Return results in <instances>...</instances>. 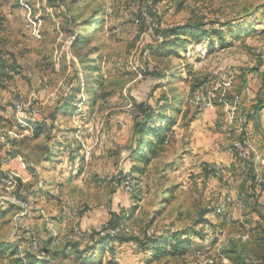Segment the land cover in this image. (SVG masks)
<instances>
[{
  "label": "rangeland",
  "instance_id": "1",
  "mask_svg": "<svg viewBox=\"0 0 264 264\" xmlns=\"http://www.w3.org/2000/svg\"><path fill=\"white\" fill-rule=\"evenodd\" d=\"M0 13V46L16 68L0 87L5 106L1 112L13 122L3 128L6 135H0V166L26 183L0 184V207L7 211L0 218V240H18L20 250L40 256L45 264H88L75 250L95 240V230L109 226L114 211L126 210L127 219L117 225L127 220V232L143 236L146 228L151 234L193 227L204 212L221 204L224 221L213 209L205 213L211 222L203 226L206 236L201 240L193 235L185 256L147 259L135 240L116 241L99 255L97 264H208L210 258L213 264H229L220 248L249 240L246 231L250 233L256 218L250 209L256 197L239 191L242 176L237 167L240 163L243 168L253 152L255 181L264 175V155L252 146L245 129L246 112L264 96V0H0ZM95 19L101 26L90 25ZM186 21L224 30L253 26L211 49L205 37L200 43L188 41L179 48L180 55L155 49L163 27ZM72 30L87 35V41H74ZM80 58L98 66L99 75L92 72L98 85L97 79L85 76ZM90 85L107 92L93 105L86 103L85 88ZM195 90L208 95L207 108H213L189 104L188 95ZM162 93L179 107L167 142L144 172L132 174L130 189L117 185L121 179L117 188L122 159L133 144L137 102H154ZM70 94V112H63ZM29 120L49 126L48 137L42 134L20 143L25 158L9 155L13 145L8 138L19 140L30 133V128H21ZM26 163L34 166L35 174L27 171ZM6 164L15 172L17 167L22 170L16 174ZM39 184L40 190L47 189V197H39ZM18 193L27 195L26 200L20 198L27 202L20 219L15 216L21 208L11 206ZM258 200L264 202L263 192ZM32 233L36 244H31ZM214 235L216 242L210 244ZM199 244L203 248L197 253ZM43 248L58 252L50 257ZM247 249L258 251L251 241ZM0 264H9L8 258H0Z\"/></svg>",
  "mask_w": 264,
  "mask_h": 264
},
{
  "label": "trees",
  "instance_id": "2",
  "mask_svg": "<svg viewBox=\"0 0 264 264\" xmlns=\"http://www.w3.org/2000/svg\"><path fill=\"white\" fill-rule=\"evenodd\" d=\"M49 2L51 0H48ZM2 15L0 13V30L2 29ZM95 26H101L100 20L95 19L92 20L91 24ZM253 24L250 26H242L237 24L236 26H229L227 30H224L222 27H204L203 22L198 21H186L181 24H170L166 27H163L162 34L163 39L159 42L158 46L155 48L162 54H170L173 53L175 55L179 54V48H184L185 44L188 41H193L195 43H200L202 38L205 37L207 40L206 47L207 49H211L216 46L217 43L220 45H225L226 39L233 37H240L241 35L247 33L252 30ZM74 34V41L86 42L87 35L81 34V32L72 30ZM5 53V54H4ZM6 51L2 46H0V87L3 79L12 78V71L16 70L15 64L13 62H8L6 58ZM76 55L79 56L78 52ZM83 58H80V62L83 64V68L85 69V75L89 79H97L92 74L93 71H96V75L98 73V66L91 61L85 62ZM175 75V74H174ZM174 75L168 76V78L172 79ZM165 78V79H168ZM164 79V77H163ZM95 81V80H94ZM96 85L100 82L98 79L96 80ZM200 82H196L193 84L198 85ZM160 82L156 86L161 85ZM264 87V83L262 84ZM93 85L86 86L85 91L88 94L86 99V103L89 105H93L95 100L98 97H106L107 92L105 90L94 91ZM79 87V86H78ZM202 92V91H199ZM195 93L192 91L187 98L189 104L194 105L197 109V104L190 101L189 97ZM163 96H159V98L155 99L153 103H150L146 100H140L137 102V107L139 113L134 121H133V131H134V139L133 144L129 150V158L131 160L129 170L126 172L120 171L119 179L115 181V186L120 187V182L116 185V183L121 179V181H125L127 178H132V174L142 173L144 172V168L148 164L152 155L156 154V151L160 150L163 144L168 139V132L171 130V126L175 121V114L178 110L177 102L171 101L167 96L162 93ZM208 96V95H206ZM74 94H70V97H67L62 104L61 109L63 112H70L68 109L69 106L72 105L71 100H73ZM209 97V96H208ZM146 99V98H145ZM211 102V99L209 97ZM264 106V96L263 98L257 97L248 112L245 115V121L248 119H253L256 121L258 110ZM68 108V109H67ZM5 106L0 102V135H6L5 128L8 125V128L12 127L13 122H11L10 118H5L1 110H4ZM18 123V122H17ZM30 128V133H26L19 140L9 139L13 148L9 150V155H22L24 158V152L20 147V143L27 138H37L40 135H46L48 137L47 131L50 129L49 126H46L44 123H40L38 121H26L24 126L21 128ZM243 138L245 136H242ZM241 138L242 141L244 139ZM1 144V142H0ZM49 151V150H48ZM48 153H51L49 151ZM47 160H52V156L46 154ZM26 167L30 172H34L35 168L31 163H26ZM238 169H241V184L239 191L242 189V193L247 197L255 196L256 198L253 200V203L250 207L251 211L256 213V218L254 219V226L251 227L250 233H248V229L246 231L247 237L249 236V240H242L241 243L231 241L226 246L220 248V256L225 257L229 260V264H264V202H259L258 196L264 192V175L263 179L258 178V182L260 185L257 187L255 185V174H256V163H255V155L253 152H250L244 161V166L241 168L240 163ZM9 176V173L6 172V177ZM13 182L15 180L22 183L19 177L13 176ZM133 183V181H132ZM131 183V185H132ZM26 185L25 182L22 183ZM28 186V185H27ZM118 188V187H117ZM125 189L124 187H120ZM130 189V188H129ZM46 193V192H44ZM17 196L19 199L26 200V194L18 193ZM20 199V200H21ZM14 205V206H13ZM135 204H132L129 207V212H132ZM12 207H16V204L11 202ZM221 207L223 205L218 204L213 207V211L215 215L220 218V221L223 222L225 214L221 212ZM212 209L207 210L200 216L199 220L195 223L193 227H186L181 229H175L173 231H164V232H155L151 234H144L143 236L133 235L132 232L127 231H116L114 233H106L104 235H98L95 240L91 243L83 245V247L79 248V250H75L76 256L82 260V263L88 264H97L99 255L105 251L113 248V243L124 242L135 240L139 245V250L144 252L147 256V259H155L163 255H176V256H185L192 246V237L197 236L199 239L203 240L206 236V232H204V225H211V222L206 218L205 213L210 212ZM122 211V212H121ZM120 212L114 211L112 218H110L107 222V225H114L118 223L120 220L127 219L125 215L126 210H121ZM7 211L0 207V217L3 216ZM122 223V221H121ZM120 223V224H121ZM201 223L200 227H196L197 224ZM196 227V228H195ZM131 228V227H130ZM129 228V229H130ZM96 234L98 230H95ZM31 240L36 239V235L32 233L29 235ZM29 239V240H30ZM246 239V238H244ZM30 240V241H31ZM37 240L31 241V244H36ZM49 242L48 240H46ZM249 241L252 242L258 248V251H250L247 249V244ZM88 242V241H87ZM85 242V243H87ZM216 242V236H210V244ZM75 247L78 243L73 244ZM78 247V246H77ZM203 248V244H199L195 248L194 251L201 252ZM50 253V257H54L57 250H51L48 248H43V252ZM62 253H66L67 249H60ZM206 251V250H205ZM61 252H59L61 254ZM3 257L8 258L9 264H45L46 260L42 259L40 256L31 253L30 251H22L20 250V245L18 240L12 241H0V258ZM208 264H213V259L210 258V262Z\"/></svg>",
  "mask_w": 264,
  "mask_h": 264
},
{
  "label": "crops",
  "instance_id": "3",
  "mask_svg": "<svg viewBox=\"0 0 264 264\" xmlns=\"http://www.w3.org/2000/svg\"><path fill=\"white\" fill-rule=\"evenodd\" d=\"M150 97H151V95H150ZM148 102H150V100ZM150 103H153V102H150ZM210 108H213V107H210ZM178 109H179V107H178ZM205 110H207V109H205ZM245 129L247 130L246 132L249 133L250 140L253 142L252 143L253 144L252 146H254L255 148H257L258 151L261 154L264 155V106H262L258 110L257 117H256V121L253 120V119L246 120ZM195 131H197V129ZM128 154H129V152H128ZM128 154H126V156L122 159V167H121L122 169H121V171H123V172H126L127 170H129V166H130V163H131V160H130ZM186 154L187 153H185L184 155H186ZM17 156L19 157L20 155H17ZM181 158H183V156ZM181 158H178L177 161L180 160ZM229 160L231 161V158H229ZM47 161H49V160H47ZM22 166L24 167V165H22ZM5 167L8 168V165L6 164ZM8 169H12L14 171V173L18 174V171H20L21 168L17 167L16 168L17 169L16 170L17 172H15V170L13 168H8ZM26 169H27V167H26ZM23 171H25V169H23ZM27 171L30 172L28 169H27ZM30 173L31 174H35L34 172H30ZM39 185L40 186H38V188L36 187V189L39 190V194L38 193L37 194L39 195V197H43L44 195L47 197V192H46L47 189L40 190V187H42V185L41 184H39ZM44 192H46V193H44ZM263 194H264V192H263ZM36 199H38V197H36ZM5 215H6V213L3 216H1L0 218L5 217ZM60 222H61V220H57V225H60L61 224ZM3 240H0V241H3Z\"/></svg>",
  "mask_w": 264,
  "mask_h": 264
},
{
  "label": "bare ground",
  "instance_id": "4",
  "mask_svg": "<svg viewBox=\"0 0 264 264\" xmlns=\"http://www.w3.org/2000/svg\"><path fill=\"white\" fill-rule=\"evenodd\" d=\"M202 98L207 101V106H209L211 104V102L209 100V97L204 95L202 92H199V93L195 92L189 97L190 101L195 103V104H197L199 109H204L205 108V105H203ZM238 146H239V142L235 143L236 149L238 148ZM208 167H210L213 170H215L217 168L216 166H208ZM12 182H13L12 174H9V176L6 177V184L7 183L12 184ZM131 183H132V180L130 178H127L125 181H122L120 183V187H124L125 189H129L130 186H131ZM16 199H17V201H23V200H20L18 198H16ZM24 213H25L24 209L22 211L18 212L17 216H15L16 219L22 218V216H24ZM18 225H19V222L17 223L16 226H18ZM130 227H131V225L126 220V221L122 222L121 224H119L118 227H112V233H114L116 231H128Z\"/></svg>",
  "mask_w": 264,
  "mask_h": 264
},
{
  "label": "built area",
  "instance_id": "5",
  "mask_svg": "<svg viewBox=\"0 0 264 264\" xmlns=\"http://www.w3.org/2000/svg\"><path fill=\"white\" fill-rule=\"evenodd\" d=\"M196 93H199V90H195ZM203 105H205V109H209L207 108V101L205 99H203ZM16 106L20 107L19 103H15ZM204 165V164H203ZM207 166H217L215 164H208ZM255 185H260V182L254 181ZM0 184H6V171L2 169V167L0 166ZM13 202L15 204H17V206L19 208H21V211L25 208V204H27L26 201H17L16 198H14ZM20 225V222H19ZM112 227H118L117 223H115L114 225H109V226H102L100 228H98L97 231V235H104L106 233H112ZM146 232L149 234V228H146ZM34 241V240H31Z\"/></svg>",
  "mask_w": 264,
  "mask_h": 264
}]
</instances>
